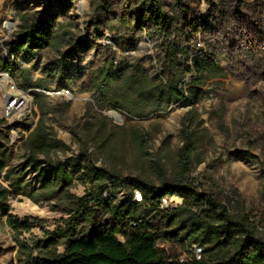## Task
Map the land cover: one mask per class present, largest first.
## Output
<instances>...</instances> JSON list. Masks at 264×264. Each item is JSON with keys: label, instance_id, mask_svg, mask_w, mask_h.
I'll list each match as a JSON object with an SVG mask.
<instances>
[{"label": "rangeland", "instance_id": "rangeland-1", "mask_svg": "<svg viewBox=\"0 0 264 264\" xmlns=\"http://www.w3.org/2000/svg\"><path fill=\"white\" fill-rule=\"evenodd\" d=\"M189 1L203 26L196 39L183 28L177 0H160L169 16L164 29L154 25L145 0H0V31L7 23L12 25L0 42V58L15 64L14 75L0 71V143L11 151L10 163L23 162L24 141L40 116L31 93H41L46 132L65 146L50 156L67 163L74 176L72 192L83 196L97 183L118 176L125 182L115 200L124 202L135 194L134 179L155 184L174 179L180 169L176 151L182 144L183 118L196 111L198 159L190 162L187 177L236 219L250 220L256 237L264 241V0ZM36 12L58 15L51 40L41 50H23L16 57L9 45L17 37L22 16ZM76 40L90 43L69 57ZM193 59L207 63L202 76L187 70ZM110 63L122 78L175 85L185 97L153 98L150 93L142 100L130 89L117 93L103 77L102 69ZM61 89H69L72 99L62 97ZM10 93L26 95L23 111H6L5 96ZM113 103L121 105L115 108ZM112 111L121 120L112 117ZM133 131L144 136L142 151ZM243 152L253 158L242 157ZM154 162L165 165L163 176ZM29 177L35 181V174ZM9 203L19 219L47 221L25 233L29 240L43 239L44 229L53 230L63 217L47 203L26 197ZM181 204L175 195L163 199L161 207L171 210ZM149 214L150 208L144 206L141 215ZM178 217L187 219V213ZM216 232L211 238L204 233V243L194 242L189 250L195 253L223 238L221 229ZM17 249L5 217L0 218V264H18ZM236 264L248 263L239 259Z\"/></svg>", "mask_w": 264, "mask_h": 264}, {"label": "trees", "instance_id": "trees-1", "mask_svg": "<svg viewBox=\"0 0 264 264\" xmlns=\"http://www.w3.org/2000/svg\"><path fill=\"white\" fill-rule=\"evenodd\" d=\"M177 1L183 15V28L196 39L203 26L195 15L192 1ZM145 4L154 25L164 29L169 16L162 10L160 0H145ZM58 20L53 12L23 15L21 28L9 45V52L17 57L23 50H41L50 42ZM97 34L102 35L99 30ZM89 43L76 40L67 56L76 57L77 49ZM207 66L206 62L193 59L186 68L202 76ZM113 68L110 63L102 72L106 84H114L117 93L130 89L139 93L142 100L150 93L153 98L173 96L181 100L185 97L175 85L165 87L156 81L122 78ZM13 69L14 63L0 58V71L14 75ZM21 87L28 89L25 85ZM31 95L40 116L24 141L23 162L10 163L11 151L0 143V218L5 217L12 230L18 248V264H236L239 259L248 264H264V241L256 237L253 223L236 219L210 195L195 189L186 175L190 162L198 159L193 129L198 116L196 111L183 118L182 144L176 151L180 169L174 179L162 180L159 184L134 179L133 188L140 193L141 200L134 199L132 193L129 199L119 202L115 194L125 180L118 176L97 183L83 196L72 192L74 176L67 170V163L54 161L50 156L54 150H63L65 146L61 147V143L46 132L43 95L37 92ZM113 105L117 108L121 103ZM132 135L142 151L144 136L139 131H133ZM241 156L253 158L248 152ZM164 166L155 162L153 165L161 176ZM32 173L35 181L29 177ZM175 195L182 199L181 205L171 210L161 207L163 199ZM15 197H26L36 204L47 203L63 217L53 230L44 229L43 239L29 240L25 233L47 221L37 217H15L9 203ZM144 206L150 208L148 216L141 215ZM181 212L187 213V219L178 217ZM216 229H221L223 238L211 241L203 250L200 248L199 255L189 250V245L200 242L204 233H209V238L214 237ZM59 247L63 248L61 252Z\"/></svg>", "mask_w": 264, "mask_h": 264}, {"label": "built area", "instance_id": "built-area-1", "mask_svg": "<svg viewBox=\"0 0 264 264\" xmlns=\"http://www.w3.org/2000/svg\"><path fill=\"white\" fill-rule=\"evenodd\" d=\"M198 44L201 45V41H198ZM59 94L64 97L65 99L69 100L72 99V92L69 89H61ZM27 106V97L24 93H10L5 96V109L7 112L15 111L20 112L23 111ZM17 139L12 138V141L15 142ZM134 196L136 200L141 199V195L138 191H135ZM201 249L199 248L195 253L199 255ZM199 257V256H197Z\"/></svg>", "mask_w": 264, "mask_h": 264}, {"label": "bare ground", "instance_id": "bare-ground-1", "mask_svg": "<svg viewBox=\"0 0 264 264\" xmlns=\"http://www.w3.org/2000/svg\"><path fill=\"white\" fill-rule=\"evenodd\" d=\"M12 29V25L7 23L5 25V30L4 31H0V42L2 41V39L4 38L5 32H9ZM110 115L112 117H114L117 120H121V115L119 113H117L116 111H112L110 113Z\"/></svg>", "mask_w": 264, "mask_h": 264}]
</instances>
